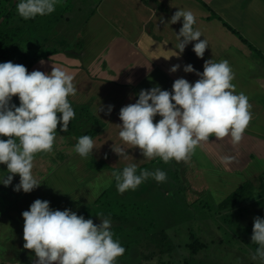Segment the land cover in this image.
I'll return each mask as SVG.
<instances>
[{
    "label": "rangeland",
    "instance_id": "374dc122",
    "mask_svg": "<svg viewBox=\"0 0 264 264\" xmlns=\"http://www.w3.org/2000/svg\"><path fill=\"white\" fill-rule=\"evenodd\" d=\"M102 1L105 0H60L54 12L63 13L64 19L49 40L41 46L27 39L21 43L28 58L35 61L32 66L25 65L29 73H50L53 64L66 69L73 74L77 88L76 94L68 97L69 102L88 105L106 126L93 139V155L81 157L74 151L78 140L68 133L69 128L61 131L58 123L52 151L34 155L32 171L41 185L31 193L16 192L13 187L19 183L18 174L12 185L0 184V264H33L36 259L32 250L23 248L26 241L22 217L36 199L49 201L53 210L71 209L94 224L101 222L97 214L108 218L110 202L137 204L145 215L131 216L125 223L111 220L113 238L125 248L115 264H258L251 258L258 247L252 243L251 235L254 217L264 218V194H257L236 209L217 213V208L247 183L257 187L264 184V110L258 118L252 114L238 145L233 146L230 137L219 141L210 137L209 142H201L186 161L180 162L172 159L164 163L159 157L144 159L138 147L122 142L117 125L122 123L121 107L135 103L142 89L160 86L171 91L178 78L190 83L198 80L195 72L183 71L187 64L201 73L207 60H227L231 68L243 74L256 69V60L264 66V0H205L221 18L195 2L199 10L192 11L196 16L194 28L202 33L200 39L208 42L203 58L192 50L196 42L189 43L179 58L173 56L175 51L157 55L154 49H135L122 35V17L115 15L113 7L110 6V24L93 15V4L97 6ZM28 20L16 11L12 25L21 26ZM250 45L254 50L249 49ZM54 50L58 51L51 53ZM41 59L45 61L43 65ZM177 64L180 68L170 73ZM129 78L131 83L127 82ZM12 103L19 106L18 97H13ZM100 105L104 110L99 112ZM108 105L114 106L110 114H106ZM259 105L264 109V103ZM159 119L157 115L154 123ZM113 145L128 149V159H120ZM224 156L233 159L225 164L221 160ZM132 163L137 165V174L144 170L165 171L166 182L158 183L149 177L136 190L119 194L114 171L95 168L96 164H107L121 170ZM4 171L6 166L0 165V176L6 174ZM104 192L107 195L101 198ZM161 232L166 234L165 242L170 240L171 252L160 254L150 243L149 239Z\"/></svg>",
    "mask_w": 264,
    "mask_h": 264
},
{
    "label": "clouds",
    "instance_id": "9594fccd",
    "mask_svg": "<svg viewBox=\"0 0 264 264\" xmlns=\"http://www.w3.org/2000/svg\"><path fill=\"white\" fill-rule=\"evenodd\" d=\"M59 2L18 0L16 10L23 19H34L53 13ZM181 18L182 27L176 34L175 49L178 51L173 56L179 58L189 43L196 42L192 50L197 57L203 58L208 42L201 40L202 33L194 28L196 16L191 10L179 8L167 24H176ZM44 63L41 59L40 64ZM179 68V64L173 65L169 71L175 73ZM183 71L195 72L199 79L190 83L178 78L171 91L162 90L160 86L142 89L135 103L119 111L120 139L133 148L138 147L144 159L159 157L164 163L172 159L186 161L189 154L201 142H209L210 137L218 141L230 137L232 145H238L252 119L248 97L234 91L231 83L234 73L227 60L205 61L202 73L191 64L185 65ZM73 80V74L54 64L50 73L39 70L29 73L22 64L0 62V165H5L7 170L0 176V184L12 185L14 175L18 174L19 183L13 187L16 192L31 193L41 185L32 171L34 155L51 152L58 123L61 131L67 132L69 122L75 118L76 113L68 100L77 91ZM127 82L131 83V78ZM13 97H18L19 106L12 103ZM113 107L108 105L106 114H110ZM103 110L100 105L99 112ZM157 115L161 119L154 123ZM94 149L92 137L82 135L74 151L81 157H88L93 155ZM112 150L120 159L129 157L128 149L123 146L113 145ZM232 159L221 157L225 164ZM112 175L119 194L136 190L149 177L158 183L167 180L166 172L160 169L137 174L135 163ZM22 217L26 241L23 248L34 252L33 264H115L125 253L119 240L113 238L111 219L102 213L97 214L101 222L94 224L92 219H85L71 209L53 210L49 201L36 199L22 212ZM251 241L258 245L252 260L264 264V218L260 216L254 217Z\"/></svg>",
    "mask_w": 264,
    "mask_h": 264
},
{
    "label": "trees",
    "instance_id": "16d2710c",
    "mask_svg": "<svg viewBox=\"0 0 264 264\" xmlns=\"http://www.w3.org/2000/svg\"><path fill=\"white\" fill-rule=\"evenodd\" d=\"M196 1L211 11L202 0ZM17 3L18 0H0V62L11 61L15 64H22L24 66L29 63V66H32L35 61L28 58V55L25 53L24 47L21 44L22 41L27 39L34 46L44 45L49 40L50 35L56 29L57 25L64 19V14L61 12H53L45 16L38 15L34 19L25 21L21 26H13L12 19L17 11ZM229 29L242 41H245L238 31L231 26H229ZM248 47L254 50L252 45ZM57 51L58 50H54L51 53H56ZM262 59L264 60V56H262ZM70 104L76 115L75 118L69 122L70 127L68 133L76 140L82 135H89L92 139L96 138L101 130L105 128V123L93 115L88 105H76L71 102ZM87 125H92V127L87 128ZM3 139L6 140L7 137H3ZM95 168L98 170H123H114L107 164H96ZM257 194H264V184L261 183L260 186L257 187L251 182L247 183L243 187H240L236 193L227 197L218 206L217 213L239 208L241 205L253 200ZM106 195L107 192H104L101 198ZM135 215H145V212L141 211L137 204H127L120 201L113 203L110 202V211L106 213V216L112 221L120 223H125L129 217ZM118 230H121V228H116V231ZM112 232L114 234L115 230ZM165 238L166 234L161 232L149 239L150 243L153 244L155 251H158L160 254H165L172 250L170 240L168 239V241L165 242ZM138 244L141 243L138 242ZM193 246L195 245H192V247Z\"/></svg>",
    "mask_w": 264,
    "mask_h": 264
},
{
    "label": "crops",
    "instance_id": "0c3cea01",
    "mask_svg": "<svg viewBox=\"0 0 264 264\" xmlns=\"http://www.w3.org/2000/svg\"><path fill=\"white\" fill-rule=\"evenodd\" d=\"M114 1L110 2V0H105L97 6L93 4V6H95L93 15H97L98 17L101 16L99 17L100 20L105 18L107 23L110 24V6L111 8L113 7L116 13L115 15L117 17L119 15L122 17L121 29L124 38H126L135 49H154V53L157 55L158 53L173 54L174 51H177V49H175V45L178 43V41H176V34L179 33V29L182 27L183 18L176 24H167L171 16L179 10V8L195 12L199 10V7L195 5L196 3L199 4L196 0H117L116 3H120V5H116ZM202 1L215 13L209 6V1V3L205 2V0ZM215 14L220 17L217 13ZM162 20L163 22H161ZM119 23L120 21L117 23V26H119ZM105 25L107 26V24ZM233 44H235V42ZM228 45H219V47L224 48L227 46L226 49H228L230 48ZM149 50L145 52L148 53ZM236 51L239 52L237 48ZM235 55L239 54L236 53ZM261 55L264 56L262 53ZM257 61L258 60H256V64H254L256 69H248L244 71V74L242 70L237 71L236 68H231L234 73V79L231 81L235 86L234 91L236 94L242 92L248 97L249 103L251 104L250 112L254 114L253 118H258V114L264 110L262 105H259L260 103H264V66H262L263 63Z\"/></svg>",
    "mask_w": 264,
    "mask_h": 264
}]
</instances>
